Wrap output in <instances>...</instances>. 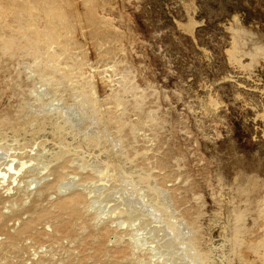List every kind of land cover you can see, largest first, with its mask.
<instances>
[{"label": "rangeland", "instance_id": "374dc122", "mask_svg": "<svg viewBox=\"0 0 264 264\" xmlns=\"http://www.w3.org/2000/svg\"><path fill=\"white\" fill-rule=\"evenodd\" d=\"M257 44L264 0H0V264H264Z\"/></svg>", "mask_w": 264, "mask_h": 264}, {"label": "bare ground", "instance_id": "6f19581e", "mask_svg": "<svg viewBox=\"0 0 264 264\" xmlns=\"http://www.w3.org/2000/svg\"><path fill=\"white\" fill-rule=\"evenodd\" d=\"M243 31H244V30H243ZM252 36H253V35H252ZM252 36H251V37H252ZM255 36H256V35H255ZM261 38H262V37H261ZM38 41H39V39L36 40V41L34 40L33 45L31 46V49H32L33 51H34V49L36 48V47L34 48L33 46H34V45L36 46L37 43H38ZM39 42H40V41H39ZM248 42H250V41H248ZM40 43H41V42H40ZM41 44H42V43H41ZM255 45H256V43H255ZM240 46H241V45H240ZM257 46H258V44H257ZM258 47H259V46H258ZM35 50H36V49H35ZM6 51H7V50H6ZM256 51H257V52H256ZM256 51H255V52L258 53V54L261 53V56H262V53L264 54V47H259ZM258 51H259V52H258ZM250 55H251V53H250ZM254 55H255V54H254ZM256 56H258V55H256ZM252 57L254 58V56H252ZM263 57H264V56H263ZM253 58H252V59H253ZM258 58H259V56H258ZM260 59H263V58H260ZM122 128H123V127L119 128V131H118V132H123L124 130L121 131ZM13 157H15L14 159L12 158L13 160L9 158V160H11V161H9L7 167L5 166L6 168H4V169L0 172V181H1V183L6 182L5 189L7 190V192H9L10 190H13V191H14V187L16 188L17 186H20V185H19L20 183H22V182H23V183L26 182V179H27V178H30V177H28V176H29V173H30V168L32 167V164H30V161H25L24 158H20V157H18V159H16L17 156H13ZM2 158H3V157H2ZM1 160H2V159H1ZM60 164H62V163H60ZM60 164H59V165H60ZM59 165H58V166H59ZM58 166L55 167V168L53 169L54 174L52 173L54 176H56V179H55L56 181H59L60 179H62V177H63V173H64V171H62L63 167H60V166L58 167ZM1 168H2V167H1ZM1 168H0V169H1ZM65 172H66V171H65ZM45 175H46V174H45ZM43 176H44V175H43ZM54 176H53V177H54ZM65 176H66V175H65ZM34 178H36V177H34ZM41 178H42V177H41ZM41 178H40V177L37 178L38 181H40ZM64 179H65V178H64ZM76 179H77V178H76ZM53 180H54V178H53L51 181H53ZM55 180H54V181H55ZM70 180H71V179H70ZM97 180H98V179H97ZM3 181H4V182H3ZM9 181H10V183H8ZM31 181H33V180H31ZM35 181H36V180H35ZM45 181H46V180H45ZM71 181H72V180H71ZM28 182H29V181H28ZM61 182H62V181H60V183H61ZM64 182H65V181H64ZM67 182H68V181H67ZM96 182H98V181H96ZM101 182H102V181H101ZM101 182H100V184H101ZM69 183H71V182H69ZM103 183L106 185V183H105L104 181H103ZM78 184H79V183H78ZM94 184H95V183H94ZM96 184H97V183H96ZM104 184H102V185H104ZM3 185H4V184H3ZM3 185H2V188H3ZM21 185H22V184H21ZM23 185H25V184H23ZM27 185H28V184H27ZM53 185H54V183H51L50 180H48V182L45 183L44 186L42 187L41 191H40V189H39V192H41V193H39L38 195L43 194V196H46V193L49 192V191H48L49 189H52ZM79 185H80V184H79ZM84 185H85V184H84ZM84 185H83V186H84ZM93 186H94V185H93ZM21 187H22V186H21ZM40 187H41V186H40ZM0 188H1V187H0ZM18 188L20 189V187H18ZM3 189H4V188H3ZM53 189H55V187H54ZM56 189H58V188L56 187ZM85 189H86V188H85ZM93 189H94V188H93ZM65 190H66V189H65ZM13 191H12V192H13ZM21 191H22V190H21ZM23 191H24V190H23ZM80 191H81V189H80ZM5 192H6V191H5ZM15 192H16V190H15ZM51 193H52V192H51ZM51 193H50V194H51ZM73 193H74V192H73ZM14 194H15V193H14ZM69 194H71V193H69ZM69 194H68V195H69ZM82 194H84V193H82ZM25 195H26V194H25ZM28 195H29V194H28ZM47 195H49V194H47ZM85 195H87V194H85ZM57 196H58V197H61V196H59V195H57ZM1 197H2V195H1ZM28 197H29V196H28ZM58 197H57V199H59ZM63 197H65V196L63 195ZM63 197H61V198H63ZM71 198H72V197H71ZM87 199H88V198H87ZM91 199H92V198H91ZM59 200H60V199H59ZM2 202H3V201H2ZM4 202H5V201H4ZM108 202H109V201H108ZM0 204H1V202H0ZM86 204H87V203H86ZM115 204H116V203H115ZM115 204H114V205H115ZM53 205H54V204H53ZM88 205H89V204H88ZM88 205H87V206H88ZM85 206H86V205H85ZM85 206H83V207L81 206V207H82V210H83V208H84ZM115 206H116V205H115ZM34 207H36V205H34ZM42 207H43V206H42ZM71 207H72V208H70V209H72L73 211H75V212L78 211V208H77L76 205H72ZM91 207H92V206H91ZM38 208H39V207H38ZM47 208H49V207H47ZM87 208L89 209V207H87ZM31 209H33V206L30 208V210H29L28 212H30V211H31V212L33 211V212H34V210H31ZM34 209H36V208H34ZM39 209H40V208H39ZM41 209H44V207L41 208ZM41 209H40V210H41ZM52 209H53V208H52ZM85 209H86V208H84V211L81 212V213L84 214V215H85ZM91 209H92V208H91ZM43 211H44V210H43ZM51 211H53V210H51ZM121 211H123V210H121ZM33 212H32V213H33ZM38 212H39V211H37V213H38ZM54 212H57V213H58V211H57V210L55 211V209H54ZM59 212H61V211H59ZM87 212H88V210H87ZM95 212H96V211H95ZM113 212H114V211H113ZM116 212H117V211H116ZM116 212H115V213H116ZM119 212H120V211H119ZM67 213H68V212H67ZM34 214L37 215L36 212H35ZM117 214H118V213H117ZM58 215H59V214H58ZM86 215L89 216L88 213H87ZM86 215H85V217H87V219H85V222L88 221L89 218L91 217V214H90V217H89V218H88V216H86ZM96 215H97V214H96ZM119 215H120V214H119ZM121 215H122V214H121ZM37 217H38V216H37ZM37 217L34 216L33 218H31L30 221L25 222V223H24V228H23L24 231L22 230V232H27V231L31 230V229H32V226H33V224H34V221L37 219ZM39 217H40V215H39ZM39 217H38V218H39ZM52 217H53V216H51L50 218L52 219ZM65 217H66V216H65ZM106 217H107V216H106ZM106 217H105V218H106ZM186 217H187V216H186ZM29 218H30V217H29ZM48 218H49V217H48ZM55 218H56V216H55ZM61 218H63V217H61ZM92 218H93V217H92ZM112 218H113V217H112ZM187 218H188V217H187ZM63 219H64V218H63ZM63 219H62V220H63ZM66 219H67V218H66ZM68 219H69V218H68ZM3 220H4V219H3ZM52 220H53V219H52ZM103 220H104V219H103ZM103 220H102V221H103ZM1 221H2V220H1ZM24 221H25V220H24ZM56 221L59 222L58 219H57ZM64 221H65V219H64ZM80 221H81V220H80ZM89 221H90V220H89ZM93 221H94V225H95V224H96V222H95V218L93 219ZM93 221H92V220L90 221V222L92 223V225H93ZM3 222H4V221H3ZM57 222H56L55 224H57ZM62 222H63V221H62ZM74 222H75V221H74ZM74 222H73V223H74ZM104 222H105V221H104ZM113 222H114V221H113ZM52 223H53V221H52ZM80 223H83V222L81 221ZM91 223L88 224L89 227H91V225H90ZM97 223H98V222H97ZM53 224H54V223H53ZM77 224H78V223H77ZM77 224H76V225H77ZM98 224H99V223H98ZM107 224H108V223H107ZM116 224H117V223H116ZM194 224H196V223H194ZM194 224H191V228H192V236H191V240H190L189 242H195V243L198 244V242H199V238L201 237V236H200V234H201L200 231H201V230L198 228V225L195 226ZM1 225H2V224H1ZM1 225H0V226H1ZM76 225H73V227L76 226ZM83 225H84L85 227L88 226V225H85L84 223H83ZM94 225H93V226H94ZM104 225H105V224H104ZM145 225H146V224H144V226H145ZM53 226H54V225H53ZM146 226H147V225H146ZM148 226H149V225H148ZM35 227H36V226H35ZM85 227H84V228H85ZM89 227H87V228H89ZM116 227H117V226H116ZM75 228H76V227H75ZM77 228H79V227H77ZM80 228H81V227H80ZM112 228H113V227H112ZM126 228H127V227H126ZM148 228H149V227H148ZM151 228H152V227H151ZM156 228H157V227H156ZM73 229H74V228H73ZM85 229H86V228H85ZM103 229H104V227H103ZM103 229H102V230H99V231H101V234H103V233H102ZM141 229H142V228H141ZM146 229H147V228H146ZM154 229H155V227L152 228V230H154ZM77 230H78V229H77ZM87 230H88V229H87ZM111 230H112V229H111ZM124 230H125V229H124ZM157 230H158V229H157ZM199 230H200V231H199ZM125 231H126V230H125ZM130 231H131V230H130ZM130 231H129V232H130ZM158 231H159V230H158ZM158 231L155 232V233H158ZM22 232H21V233H20V232H19V233H16V232H15L14 235L12 234V235H11V236H12V239H15V238H16V239H18V238L20 239V237H23L24 234L21 235ZM36 232H40V231H37V230H36ZM58 232H59V231H58ZM83 232H84V231H83ZM126 232H127V231H126ZM152 232H153V231H152ZM171 232L173 233L174 236H175V235L177 236V234L175 233V230L172 229ZM33 233H35V232L33 231ZM48 233H51V232H48ZM84 233H86V232H84ZM56 234H57V233H56ZM159 234H161L160 231H159ZM59 235H60V234H59ZM129 235H130V234H129ZM156 235H157V234H156ZM28 236H29V235H28ZM53 236H54V235H53ZM57 236H58V234H57ZM115 236H116V235H115ZM9 237H10V236H9ZM125 237H126V236H125ZM158 237H160V235H158ZM161 237H162V235H161ZM177 237H178V236H177ZM49 238H50V237H49ZM97 238H98V237H97ZM97 238H96V242L99 240V238H98V239H97ZM103 238H104V237H103ZM5 239H6V238H4V240H5ZM21 239H22V238H21ZM90 239H91V238H90ZM93 239H94V237H93ZM131 239H132V238H131ZM166 239H167V240L164 241V239L162 238V240L165 242V244H166L167 246L169 245V246H168L169 248H170L171 244H173V245L176 244V243H175V242H176V239H177L176 237H175V239H173V241H172L171 239H169V238H166ZM168 239H169V240H168ZM0 240H1V239H0ZM88 240H89V239H88ZM88 240H87V241H88ZM128 241H129V240H128ZM133 241H134V240H133ZM154 241H155V239H154ZM184 241H185V240H184ZM263 241H264V240H263ZM13 242H15V241H14V240H11V241H10L9 245H10L11 247L9 246V248H8L9 250H11V248L16 247V244L18 243L17 240H16L17 243H13ZM19 242H20V243H18V245L21 244V241H20V240H19ZM98 242H99V241H98ZM98 242H97V243H98ZM130 242H131V241H130ZM134 242H135V241H134ZM2 243H3V239H2ZM7 243H8V242H6V244H7ZM24 243H25V241L23 242V245H24ZM27 243H28V242H27ZM29 243H31V242H29ZM29 243H28V244H29ZM57 243H58V242H57ZM59 243H60V242H59ZM151 243H152V241H151ZM4 244H5V243H4ZM4 244H0V245H4ZM131 244H132V243H131ZM182 244L185 245V242H182ZM263 244H264V243H262V245H263ZM153 245H154V244H153ZM158 245H159V244H158ZM259 245H260V244H259ZM262 245H261V246H262ZM7 246H8V245H5L6 248H7ZM20 246H21V248H22V244H21ZM20 246H19V247H20ZM27 246H28V245H27ZM129 246H131V245H128V247H129ZM132 246H133V245H132ZM144 246H145V245H144ZM175 246H176V245H175ZM175 246H174V247H175ZM2 247H3V246H2ZM24 247H25V246H23L22 249H24ZM125 247H127V246H125ZM156 247H157V245H156ZM255 247H256V246H255ZM255 247H254V248H255ZM263 247H264V245H263ZM26 248H27V247H26ZM28 248H29V246H28ZM40 248H41V247H40ZM130 248H131V247H130ZM133 248H134V247H133ZM133 248H132L131 250H134ZM147 248H148V247H147ZM149 248H150V247H149ZM257 248H258V247H257ZM261 248H262V247H261ZM0 249H1V248H0ZM17 249H18V248H17ZM30 249H31V248H29V250H30ZM135 249H136V248H135ZM154 249H155V248H154ZM173 249H174V248H173ZM3 250H4V248H3ZM9 250H6V252L9 251ZM25 250H27V249H25ZM25 250H24V251H25ZM32 250H33V248H32ZM35 250H37V249L35 248ZM35 250H34V251H35ZM42 250H43V249H42ZM151 250H152V249H151ZM156 250H157V249H156ZM170 250H171V249H170ZM113 251H114V250H113ZM165 251H166V250H165ZM0 252H3V251H0ZM4 252H5V251H4ZM30 252H31V250H30ZM32 252H33V251H32ZM38 252H39V253H44V252H41L40 249L38 250ZM93 252H94V251H93ZM10 253H11V252H10ZM13 253L16 254L15 252L12 251V254H11L12 256H13ZM34 253H35V252H34ZM94 253H95V252H94ZM19 254H20V252H19ZM28 254H29V252H28ZM28 254H27V255H28ZM31 254H32V253H31ZM35 254L37 255L38 253L36 252ZM45 254H46V253H45ZM140 254H141V253H140ZM149 254H151V253H149ZM1 255H2V254H1ZM4 255H5V254H4ZM6 255H10V254H8V252H7ZM6 255H5V256H6ZM11 255H10V256H11ZM22 255H23V254H22ZM24 255H25V253H24ZM36 255H34V256L36 257ZM109 255H110V254H106V253H104V256H105V259H106L105 261H106V262L108 261V260H107V257H108V259L112 257V256L109 257ZM141 255H142V254H141ZM165 255H166V254H165ZM10 256H9V257H10ZM12 256H11V257H12ZM14 256H15V258H17L16 255H14ZM28 256H29V258L31 257L30 254H29ZM28 256H26V257H28ZM34 256H33V257H34ZM37 256H38V255H37ZM45 256H46V255H45ZM47 256H48V255H47ZM143 256H144V255H143ZM146 256H147V255H146ZM146 256H145V257H146ZM151 256H152V255H151ZM153 256H154V255H153ZM9 257H7V258H9ZM38 257H40V256H38ZM41 257H42V256H41ZM43 257H44V255H43ZM43 257H42V258H43ZM49 257H51V255H50ZM49 257H48V258L46 257V258H47V259H50ZM53 257H54V256H53ZM140 257H142V256H140ZM154 257H155V256H154ZM4 258H5V257H4ZM4 258H2V259H4ZM7 258H6V259H7ZM15 258H14V259H15ZM19 258H22V260H26V259H23L24 256H23V257H19ZM19 258H18V259H19ZM36 258H37V257H36ZM51 258H52V257H51ZM147 258H149V257H147ZM14 259H12L13 261L11 260L12 263L15 262ZM33 259H34V258H33ZM33 259H32V260H33ZM99 259H100V258H99ZM103 259H104V258H103ZM7 260H8V259H7ZM27 260H28V258H27ZM27 260H26V261H27ZM29 260H31V259H29ZM37 260H38V259H37ZM43 260H44V258H43ZM45 260H46V259H45ZM110 260H111V259H110ZM116 260H117V259H116ZM129 260H130V259H129ZM131 260H132V259H131ZM151 260H152V259H151ZM2 261H3V260H2ZM2 261H1V264H2ZM9 261H10V260H9ZM16 261H17V264H18V262H21V261H19V260H16ZM38 261H39V260H38ZM40 261H41V260H40ZM100 261H101V260H100ZM102 261H103V263H105L104 260H102ZM143 261H144V260H143ZM149 261H150V260H149ZM3 262L6 263V261H3ZM7 262H8V261H7ZM34 262H35V260H34ZM41 262H42V261H41ZM43 262L45 263V261H43ZM47 262H49V261H47ZM112 262H113V261H112ZM114 262H116V261H114ZM120 262H121V261H120ZM131 262H132V261H131ZM147 262H148V261H147ZM151 262H152V261H151ZM10 263H11V262H10ZM12 263H11V264H12ZM15 263H16V262H15ZM21 263H22V262H21ZM25 263H26V262H25ZM31 263L33 264V261L29 262V264H31ZM36 263H37V261H36ZM44 263H43V264H44ZM67 263H68V262H67ZM126 263H127V262H126ZM138 263H139V262H138ZM19 264H20V263H19ZM22 264H24V262H23ZM27 264H28V263H27ZM105 264H106V263H105ZM107 264H108V263H107ZM110 264H111V262H110ZM132 264H133V263H132ZM134 264H136L135 261H134ZM139 264H140V263H139Z\"/></svg>", "mask_w": 264, "mask_h": 264}]
</instances>
